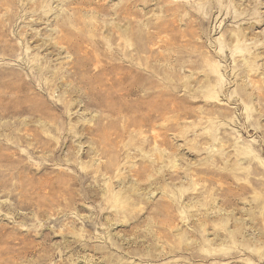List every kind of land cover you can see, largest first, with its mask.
Returning <instances> with one entry per match:
<instances>
[{"label": "rangeland", "instance_id": "obj_1", "mask_svg": "<svg viewBox=\"0 0 264 264\" xmlns=\"http://www.w3.org/2000/svg\"><path fill=\"white\" fill-rule=\"evenodd\" d=\"M0 264H264V0H0Z\"/></svg>", "mask_w": 264, "mask_h": 264}]
</instances>
